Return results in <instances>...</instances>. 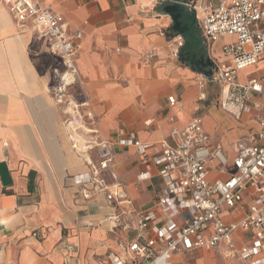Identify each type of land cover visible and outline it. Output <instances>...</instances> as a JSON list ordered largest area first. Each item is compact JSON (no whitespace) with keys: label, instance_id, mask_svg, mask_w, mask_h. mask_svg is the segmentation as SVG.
Wrapping results in <instances>:
<instances>
[{"label":"crops","instance_id":"0c3cea01","mask_svg":"<svg viewBox=\"0 0 264 264\" xmlns=\"http://www.w3.org/2000/svg\"><path fill=\"white\" fill-rule=\"evenodd\" d=\"M41 2L62 15L69 31L81 33L77 63L106 138L116 140L120 131L158 142L169 139L174 126L184 127L202 114L211 143L231 153L235 141L259 129L264 97H259L262 107L249 113L255 119L249 118L243 133L237 128L225 132L229 123L217 139L214 123L208 122L197 98L202 79L205 89L210 83L220 85V92L223 89L211 81L216 63L224 59L223 44L215 41L208 47L203 42L205 57L213 62L210 77L183 58H175L170 47L172 18L163 6L153 8L152 0ZM151 50L158 55L149 59L146 54ZM263 60L264 54L246 68L247 74H238V81L264 76V69H259ZM59 64L47 39L31 24H19L0 0V264H114L110 254L128 262L125 246L138 238L137 231L115 227L108 216L116 208L106 195L86 198L84 187L76 184V176L90 167L73 148L49 91L53 68ZM74 90L81 92L77 86ZM170 95L183 102L181 109L169 104ZM254 120L256 125L250 123ZM227 136L231 144L223 142ZM114 150L119 180L139 207H152L163 181L150 155L144 157L135 147L118 143ZM146 170L152 177L138 180ZM68 245L73 249L68 250ZM206 255L210 261L203 264H214L217 255L226 264H240L220 250H198L172 259L199 264L198 259Z\"/></svg>","mask_w":264,"mask_h":264},{"label":"built area","instance_id":"2783aa9c","mask_svg":"<svg viewBox=\"0 0 264 264\" xmlns=\"http://www.w3.org/2000/svg\"><path fill=\"white\" fill-rule=\"evenodd\" d=\"M3 2L19 24L34 26L60 58V64L53 68L54 81L49 91L60 108L73 148L90 167L76 176V184L84 187L86 198L104 193L116 208L108 216L114 226L133 228L138 233V238L125 246L128 262L116 254H110L111 261L193 264L172 258L198 250H220L240 264H264V118L258 130L249 131L231 145V153L221 144L211 143L202 114H196L184 127L174 126L169 139L158 142L142 141L133 133L123 135L120 131L116 132V140L106 138L77 63L81 33L69 31L62 15L43 6L41 0ZM175 2L196 12L197 27L208 47L222 37L231 38L223 44L224 59L216 63L211 76L212 82L223 86L221 106L237 119L260 109L264 76L242 83L238 74L256 65L264 54V0H219L218 6L213 0H152V6ZM184 43L182 35L173 33L170 47L175 58L180 57ZM157 55L156 50H151L146 57ZM76 86L81 90L79 94L74 90ZM205 86L202 79L198 101L206 99ZM168 100L172 107H183L175 95ZM115 143L133 146L144 157L150 155L163 181L152 207H139L127 185L119 180L114 169ZM151 177L146 170L138 180ZM67 249L72 250L73 245Z\"/></svg>","mask_w":264,"mask_h":264},{"label":"water","instance_id":"95a60500","mask_svg":"<svg viewBox=\"0 0 264 264\" xmlns=\"http://www.w3.org/2000/svg\"><path fill=\"white\" fill-rule=\"evenodd\" d=\"M163 9L172 18V29L175 35H182L185 38L180 58L189 62L193 67L201 68L205 75L210 77L213 62L204 54L198 56L199 49L203 46V38L198 31L196 12L178 2L166 4Z\"/></svg>","mask_w":264,"mask_h":264},{"label":"rangeland","instance_id":"374dc122","mask_svg":"<svg viewBox=\"0 0 264 264\" xmlns=\"http://www.w3.org/2000/svg\"><path fill=\"white\" fill-rule=\"evenodd\" d=\"M219 3H220L219 0H213L214 6H218ZM230 39L231 38H228V37H222L219 40H217V44H218V46H220V45L228 42ZM259 69H264V60H263L262 65L259 66ZM247 70L248 69L241 71L239 74H247V72H246ZM204 91L206 92V99L200 101L199 103H201V105H202V110L204 112H206V115H207L206 118H207L208 122L210 121L211 123H214V135L217 137V139H221V136H222L221 129L224 125H227L229 123L232 124V125L226 126L225 132L230 131L233 128H237V129H242V133H243L246 130V126L248 125L247 122L249 121V118L255 119V116H249V113H243L244 114L243 117L241 119H237V118H235V116L230 111L224 110L221 107V104L219 102V99L221 96L220 85H213L210 83L207 85V87H206V89H204ZM198 107H199V105H198ZM210 108H215V109L212 110ZM250 123H252L253 125H256L255 120L250 122ZM242 133H240V134H242ZM222 140H223V142L226 141L225 143H228V144L232 143L231 139L228 136ZM234 140H233V142H234ZM224 209H226V206H224ZM224 217H228V216H224ZM213 259H215V260H213L214 264H226V262L222 259V257H219L218 255L216 256V258H213ZM208 261H210V257L206 255L202 258H199L197 262L199 264H203V263H206Z\"/></svg>","mask_w":264,"mask_h":264},{"label":"flooded vegetation","instance_id":"af4514ba","mask_svg":"<svg viewBox=\"0 0 264 264\" xmlns=\"http://www.w3.org/2000/svg\"><path fill=\"white\" fill-rule=\"evenodd\" d=\"M207 55L206 53V49L204 47V45L199 49V53H198V56L200 57L201 55Z\"/></svg>","mask_w":264,"mask_h":264}]
</instances>
